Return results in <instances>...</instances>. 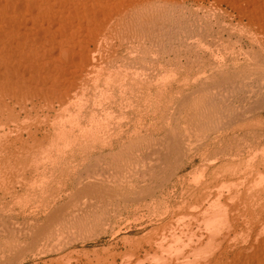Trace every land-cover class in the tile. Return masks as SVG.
I'll use <instances>...</instances> for the list:
<instances>
[{
  "label": "rangeland",
  "instance_id": "1",
  "mask_svg": "<svg viewBox=\"0 0 264 264\" xmlns=\"http://www.w3.org/2000/svg\"><path fill=\"white\" fill-rule=\"evenodd\" d=\"M154 1L130 9L133 17L120 15L135 30L119 26L124 40L108 31L96 66L76 77L64 103L36 92L22 102L24 109L6 96L0 107V264H106L113 258L116 264H173L168 252L184 243L170 235L182 231L183 221V228L190 222L206 235L207 216L198 211L218 191L229 200L230 188L240 185L229 200L240 213L264 201V26L228 0ZM139 154L159 157V173L147 181L138 176L155 161L146 165ZM86 180L103 191L86 187ZM244 216L241 227L247 228L251 217ZM241 231L233 243L244 244ZM159 235L168 244L156 243L146 254ZM187 248L175 258L182 260ZM197 250L201 261L213 252L206 245Z\"/></svg>",
  "mask_w": 264,
  "mask_h": 264
},
{
  "label": "bare ground",
  "instance_id": "2",
  "mask_svg": "<svg viewBox=\"0 0 264 264\" xmlns=\"http://www.w3.org/2000/svg\"><path fill=\"white\" fill-rule=\"evenodd\" d=\"M152 1L153 0H0V107H1V105L2 106L6 105V99L5 98H6V96H9V95L14 97V99H15L17 104H18V102L20 104H22L21 107L24 108V109L27 106L25 107V104H23L22 102L25 103L26 102L25 100H27V99L32 100V95L36 94V92H38V94H41V96L44 95L46 98H49V99L57 98L60 101L61 104L64 103L66 99H68V98L70 99V97H71L70 89L73 88V86L75 84V81H76V77L78 78L80 76L81 77L84 76L85 75V73H84L85 72L84 71L85 68H89V67L92 68V64H93V62L95 60L94 55H95L97 49L99 48V45L101 47V44H102L101 42L103 40H107V38H105V35H107V33H109V32L110 33L116 32L117 34H119V38L121 40H124L126 37H128V36H126L127 33H126V35L122 34V33H124V31L123 32L119 31L120 28L117 31V29H118L119 26H121V27L122 26L129 27L131 25V23H127L126 24V22L123 21L124 19L122 17H126V16L130 17L131 15H128L130 13L129 10L133 9L134 7H138L137 9L142 8V7H147V5L149 7L152 4ZM155 1L153 3L157 4V3H155ZM165 1L170 2L169 0H165ZM228 1L235 8L239 9L240 12L242 11L243 15L245 13H247L249 18L252 20V22L256 21L257 23H259V24L264 26V0H228ZM158 4H160V3L158 2ZM163 5H164V3H162L161 6H163ZM166 5H167V3H166ZM158 6H160V5H157V7ZM159 9H161V8H159ZM144 10H145V8H144ZM237 12H238V10H237ZM156 14H158V13H156ZM120 15H123V16L120 17ZM143 16L145 18V14H143L142 17ZM149 16H151V15H149ZM149 16H147V17L149 18ZM131 17H133V16H131ZM245 17H247V16L245 15ZM115 19H117L118 21L115 22ZM145 19H143V20H145ZM138 20L140 21V19H138ZM154 20H152V21H154ZM134 23H136V22H134ZM144 23H145V21H144ZM147 23L148 22H146V24ZM141 24H142V22H141ZM132 25H133V23H132ZM133 27L134 26H132V29H133ZM135 27H134L133 30H135ZM139 27L141 28V25H139ZM143 27H144V25H143ZM145 32H147V31H145ZM130 33H133V32H130ZM137 33L139 34V32H137ZM151 34H152V32H151ZM263 34H264V32H263ZM130 36H132V34ZM130 36H129V38H130ZM135 38H133V39H135ZM128 40H131V39H128ZM119 42H120V40H119ZM113 43L112 44L110 43V44L113 46ZM130 43H131V41H130ZM114 44H116V43H114ZM111 45H110V47H111ZM122 45H123V43H122ZM119 47H121V46H119ZM96 58H98V57H96ZM95 62H96V60H95ZM95 62H94V66H96ZM91 68H89V69H91ZM239 76H240V74H239ZM240 77H242V76H240ZM245 79H246V75H245ZM229 80H231V79L229 78ZM241 80H243V79H241ZM241 80L239 79L238 81H240V83H241ZM259 80L260 79H258V81ZM230 82H232V81H230ZM245 82H247V81L245 80ZM240 83L238 82L237 84H240ZM248 83H251V82L248 81ZM261 83H263V81H261ZM242 84H244V82H242L240 85H242ZM246 85L248 86L247 83H246ZM251 85H253V84L251 83ZM231 86H232V84H231ZM74 87H76V85ZM73 90H72V93L74 92ZM27 102H29V101H27ZM200 110H201V108H200ZM189 132H191V131H189ZM145 147H146V145H145ZM254 147H255L254 144H250V148H254ZM178 148H180V147H178ZM153 149H155V148H153ZM181 150H182V148H181ZM150 151H153V150H150ZM166 152L164 154H168L169 155V153H166ZM251 152H252V150H251ZM236 153L237 152L232 153V155L236 154ZM254 153H255V150H254ZM144 154H142V155H144ZM149 154L147 155V158L148 157L150 158L151 154H150V156H149ZM154 154H152V156ZM160 154H158V155L160 156ZM171 154L172 153H170V155ZM255 154H257V153H255ZM117 155H119V154H117ZM158 155H156V156H158ZM139 156H136V157H139V159H143V161L146 160V162H144V164L146 163V165H147V162L148 163L150 162L149 160L151 158L150 159L149 158L148 159H144V157L141 158L142 157L141 154H139ZM144 156L146 157V154ZM252 156L255 157L253 153H252ZM252 156H251V158H249L250 160L253 158ZM161 157L163 158L162 155H161ZM166 157H167V155H166ZM154 158L155 157H153L152 159L155 161L156 158L155 159ZM158 158L159 157H157V159ZM157 159H156V161H157ZM239 159H238V161H240ZM234 160H236V159H234ZM156 161H155V164H153L152 161H151L150 163H152V167L150 169L149 168H144L146 170L148 169L149 171L147 170L148 171L147 172L146 170L143 169L145 172L143 171V173H142V171H141L142 174H141V176H138V178H140L141 180L144 181L147 178L150 179L151 177H153V175L155 174L156 170L158 172V169H157V167H158L157 165L158 164H156ZM164 161H165V164H167V161L166 160H164ZM99 162H100V160H99ZM141 163H142L141 160L139 161V163L136 162L137 165H140L138 167H141V165L143 167V164H141ZM136 164H134V165H136ZM161 164L164 165L163 163H161ZM161 164H159L160 165L159 168L162 166ZM248 164H250V163H248ZM127 165H128V162H127ZM236 165H238V164L236 163ZM250 165H252V164H250ZM150 166H151V164H150ZM146 167H148V166H146ZM235 168L236 167H234V169ZM250 168H252V166ZM135 169H137V168H135ZM135 169H133V170H135ZM141 169H139V170H141ZM163 169H164V167H163ZM234 169L230 171L232 174L234 172ZM238 170H239V168H238ZM132 173H133V171H132ZM236 173H237V171L234 172V175ZM88 175H90V174H88ZM157 175H159V174H157ZM236 176L238 177V174ZM99 180H97V181H99ZM101 180H102V178H101ZM239 180L240 179H238L237 182H239ZM244 180H243V182H244ZM86 182H87V180H86ZM241 182H242V177H241ZM243 182H242V184H243ZM87 185H89L90 187L91 186H96L97 188L99 187V186H97V182H96V184H93L91 182H87L86 183V187H87ZM233 185H234V183L232 184V186ZM256 185H257V187L259 186L258 183L255 184V187H256ZM209 186H207V187L209 188ZM238 186H240V185H238ZM238 186L236 185V186H233V187L230 188V192L231 193L229 194V198H230L229 200H231V199L233 200V198H235L237 196L236 194L240 193L241 190H240V188ZM246 186H247V184H246ZM251 186H253V185H251ZM86 187H85V189H88ZM244 187L245 186L243 185V190H244ZM98 189H99L98 191H103L102 187L98 188ZM109 190H111V189H109ZM85 191H87V190H85ZM95 191H96V189H95ZM151 191L152 190H150L148 193L149 194L152 193ZM208 192H206V193H208ZM148 193L146 192V194H148ZM202 194L200 193V196ZM208 194H206V195L208 196ZM96 195H98V194H96ZM206 195H204L203 198H205ZM222 196H223L222 195V191L221 190L218 191L214 196H212V197L210 196L211 198H210L209 201L207 200L208 201V206L207 207L203 206L204 211H203V209L202 210L199 209L200 211H198V213L199 212H201V213L204 212L205 215L207 216L206 218L203 217L204 219H206L205 221L201 220L203 218L199 217L200 221L201 222L204 221V223L203 222L202 223L205 224L206 227H207V228L206 227L204 228L205 232H207L206 235H203L204 234L203 232L202 233L197 232L198 229H200V231L202 229L198 228V227H196L198 229H194V227H192L190 225L191 224L190 222H189V226L188 225H187L188 227L186 226L187 228H183L185 226V224H186V223L184 224V221H183V223H181L182 226L184 224V226L183 227L181 226V228H180V229H182V231L180 230L181 232L178 230V228L180 226H178V228L175 229V226L172 225L174 227L173 229L178 230L180 233L174 231V233H172V234L170 233L171 234L170 236L172 238L174 237L173 240H176L175 237L176 238L178 237L177 240H179V242L181 240L182 241L181 243H184V246L182 245L183 248L181 247V249H180L179 245H177L178 247L177 248L175 247L174 250H176V251L174 253H172L171 251L168 252V253L173 254L172 258H174V261H175V263H173V264H189V263L191 264V262H189V258L188 257L190 255H192V254L196 256L195 252L198 251L197 249L199 248V246H202V245H204V246L206 245L207 251H208V248L210 249L209 251H211V250L213 251V252H209L208 251L209 253H211V256L209 258H206V256H203V254H202V256H203L202 259H204V260L203 261H201V259L198 260L199 258L197 259V257L201 256L200 253L203 252V251L202 252L198 251L200 255L198 254V256H196V259H195L196 262L194 263L195 260L193 259V258H195V256L192 255V257H193L192 259L194 261H192V259H190L192 261V264L193 263L194 264H264V203H263L264 201H262V199H260L262 204L259 203L257 206L256 205L255 206L251 205L249 209H248L247 206H245L246 208L243 209L244 212L240 213L239 211L242 210V209L236 210V208H232L233 204L231 202H230L231 204H229V200L224 198V197H222ZM252 196H253V194H252ZM198 197H199V195H198ZM247 197H249L248 194H247ZM262 197H264V196H262ZM106 198H108V195H107ZM140 199H142V198L140 197ZM223 199H224V201H223ZM241 199H242V197H241ZM199 200H200V198H199ZM227 200H228V202H227ZM256 201H258V200H256ZM204 202H206V201L204 200ZM204 202L202 201L201 203H204ZM242 204L244 205V203H242ZM242 204H241V206H243ZM72 207H73V205H72ZM238 208H240V207H238ZM236 211H237V214L235 213ZM240 214H242L241 215L242 217H243V215H245L244 218L246 216H250L251 217V220L249 219L251 222H247L249 224L247 228H245V227L242 228L241 227L242 224H244L243 226H245L246 223H242L243 222L242 220H244V219H242L240 221V219L242 218L240 216ZM195 216H193L194 217L193 221H194V219H196ZM55 218H56V216H55ZM189 218H190V215H189ZM189 218H188V221H189ZM181 220L182 219H178V222H180ZM191 220H192V217H191ZM196 220L194 222L198 223L199 220H197V221ZM178 222L176 220V222H175L176 224L175 225H177ZM192 224H194V223H192ZM197 225H200V223H198ZM193 226H195V225H193ZM43 229H41V230H43ZM173 229L169 228V231L167 230V233L169 234V232H171V230H173ZM237 231H241L243 233L242 235H244V238H245L244 241L245 242L242 245H238L237 242L233 243V241H232V240H234L233 239L234 238L233 234L235 232H237ZM50 232H52V231H50ZM162 234H160V235H162ZM198 234L200 236V238H198L200 243L198 241H197L198 242L197 243V242H195L193 240L194 237H196V235L198 236ZM165 236H167V234ZM165 236H160L161 239H158L157 238L158 236L155 237V239L152 241L151 247L148 248V249H145V251L147 252V253L146 252L145 253L149 254L150 253V249L154 248L153 245L155 244V246H156V243L160 247H163L164 246L163 243H166L167 240H168L167 237H165ZM203 236H204V238L201 239V237H203ZM162 237H163L164 240L162 239ZM172 238H170V239H172ZM170 239H169V243L171 244ZM163 241H165V242H163ZM239 243H241V242H239ZM36 244H37V242H36ZM167 244L168 243H166V245ZM160 247L158 249H161ZM184 248H187V250L184 251L185 253H182L183 254L182 258L185 259V260L182 261L183 259L182 260L176 259L174 254L175 253L178 254L179 252L181 253V251ZM179 249H180V251H179ZM200 249H202V248H200ZM170 250H172V249H170ZM155 252H156V250H155ZM208 252H206V253L208 254ZM167 254H165V255L167 256ZM162 255L163 254L161 253V256ZM138 256L139 255L137 254V257ZM179 257L180 256H178L177 258H179ZM168 259L169 258H167V260ZM175 259L178 260V261H176ZM160 260H157V261H160ZM105 261L108 262L107 259ZM168 262H169V260H168ZM106 264H116V259L113 258V260L111 262H108ZM167 264H170V263H167ZM171 264H172V262H171Z\"/></svg>",
  "mask_w": 264,
  "mask_h": 264
}]
</instances>
